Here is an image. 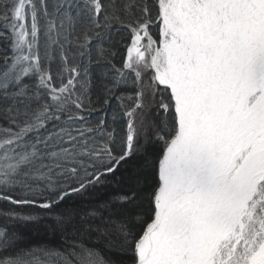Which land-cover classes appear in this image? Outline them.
<instances>
[{
    "label": "snow or ice",
    "instance_id": "snow-or-ice-1",
    "mask_svg": "<svg viewBox=\"0 0 264 264\" xmlns=\"http://www.w3.org/2000/svg\"><path fill=\"white\" fill-rule=\"evenodd\" d=\"M0 264H264V0H0Z\"/></svg>",
    "mask_w": 264,
    "mask_h": 264
},
{
    "label": "trees",
    "instance_id": "trees-1",
    "mask_svg": "<svg viewBox=\"0 0 264 264\" xmlns=\"http://www.w3.org/2000/svg\"><path fill=\"white\" fill-rule=\"evenodd\" d=\"M105 194H107V193H105ZM92 199V197H85V201L84 202H87L88 200H91ZM25 231H27V229H25Z\"/></svg>",
    "mask_w": 264,
    "mask_h": 264
}]
</instances>
